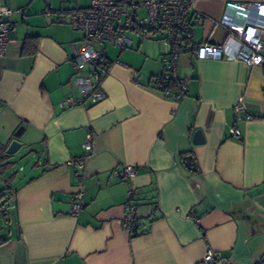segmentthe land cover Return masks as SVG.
Segmentation results:
<instances>
[{"label": "crops", "instance_id": "1", "mask_svg": "<svg viewBox=\"0 0 264 264\" xmlns=\"http://www.w3.org/2000/svg\"><path fill=\"white\" fill-rule=\"evenodd\" d=\"M89 3L0 0L11 13L0 58V157L12 141L20 145L0 169L22 155L32 164L20 166L0 191L15 207L7 209L12 226L0 237L6 241L0 264H200L207 251L216 264L258 263L264 258V68L184 53L178 76L186 92L177 101L150 85L164 71L166 46L128 32L129 49L110 42L102 48L110 65L106 100L63 107L68 97L83 99L72 82L74 44L83 36L71 29L69 14ZM224 3L193 0L202 16L194 43L226 41L227 31L217 25ZM27 39L33 42L25 50ZM238 116L250 120L237 123ZM196 130L204 138L199 145ZM88 141L90 154L83 149ZM124 165L136 173L109 180ZM77 193L83 208L73 217ZM129 194L145 228L135 237L123 228Z\"/></svg>", "mask_w": 264, "mask_h": 264}, {"label": "built area", "instance_id": "2", "mask_svg": "<svg viewBox=\"0 0 264 264\" xmlns=\"http://www.w3.org/2000/svg\"><path fill=\"white\" fill-rule=\"evenodd\" d=\"M47 5L46 14L51 13ZM70 27L83 36L81 42L74 44L72 63L74 74L72 82L83 98L75 100L72 97L62 102L64 107L82 106L84 102L95 105L107 98L103 90V82L110 73V65L103 52V45L110 42L118 50L131 47V39L127 33H148L144 39L158 42L167 48L164 57V71L151 79V87L165 97H173L177 101L185 98L186 83L178 76L179 57L184 53L191 54L197 60H235L247 67L264 68V44L261 36L264 34V3L240 4L235 0H225L221 17L217 25L224 28L228 36L221 45L207 43L196 44L192 41V31L202 22V16L195 14L193 0H90L87 8L70 12ZM11 13L0 8V58L7 50L10 41V24L7 18ZM61 21V20H58ZM86 72L85 76H81ZM138 73L133 72L131 79L136 80ZM237 113L240 108L236 107ZM250 120V116H238L236 122ZM235 138L240 137V131H234ZM90 154V141L83 145ZM81 159L76 163L78 168L83 166ZM14 169L10 175L15 174ZM136 173L132 166L124 165L113 169L109 180H128ZM79 188L83 189L84 179L78 178ZM125 206L123 228L131 235L145 232L143 222L137 216V208L130 203ZM10 205L9 210H13ZM83 200L80 193L75 194L71 215L76 217L82 211ZM212 251H207L200 264H216ZM256 264H264L262 258Z\"/></svg>", "mask_w": 264, "mask_h": 264}, {"label": "rangeland", "instance_id": "3", "mask_svg": "<svg viewBox=\"0 0 264 264\" xmlns=\"http://www.w3.org/2000/svg\"><path fill=\"white\" fill-rule=\"evenodd\" d=\"M116 1V0H114ZM26 155H22L20 157H15L14 161H10L12 167L10 169H0V191L3 188V182L5 179L10 178V174L12 170H18L20 166H29L31 167V161L26 159ZM19 175H21L19 173ZM8 203L4 200V198L0 197V237H5L9 232L10 227L12 226V215L8 212ZM3 211H5L3 213Z\"/></svg>", "mask_w": 264, "mask_h": 264}, {"label": "water", "instance_id": "4", "mask_svg": "<svg viewBox=\"0 0 264 264\" xmlns=\"http://www.w3.org/2000/svg\"><path fill=\"white\" fill-rule=\"evenodd\" d=\"M23 131V128L20 127L16 133H15V136L16 137H19L21 132ZM204 142V138H203V135L201 133L200 130H196L194 133H193V143L195 145H199V144H202ZM20 145L19 143L14 140L12 141L6 148L5 150V153L6 155L10 156L12 154H14L18 149H19ZM184 165L186 166V168L192 172H195L196 169H195V165L192 161V158L191 157H185L184 158Z\"/></svg>", "mask_w": 264, "mask_h": 264}, {"label": "trees", "instance_id": "5", "mask_svg": "<svg viewBox=\"0 0 264 264\" xmlns=\"http://www.w3.org/2000/svg\"><path fill=\"white\" fill-rule=\"evenodd\" d=\"M141 35H142V37L144 38V37H147L148 33L143 32ZM31 42H33V39H27V40H26V43H25V50H26L28 47H30V45L32 44ZM34 50H35V49H34ZM34 50L31 51V54L34 53ZM0 150L3 151L4 148H0ZM8 158H9L8 155L1 156V157H0V162H4V161H6ZM11 167H12V165H11L10 163H5V164L2 166V169H4V170H5V169H10ZM12 176H13V175H11L10 178H12ZM2 198H3V196H2ZM135 236H137V235H134L133 237H135ZM4 243H6V241H4V242H0V246L3 245Z\"/></svg>", "mask_w": 264, "mask_h": 264}]
</instances>
